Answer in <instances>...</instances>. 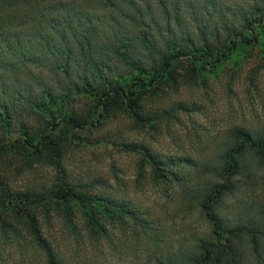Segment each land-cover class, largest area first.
Masks as SVG:
<instances>
[{
    "label": "trees",
    "instance_id": "obj_1",
    "mask_svg": "<svg viewBox=\"0 0 264 264\" xmlns=\"http://www.w3.org/2000/svg\"><path fill=\"white\" fill-rule=\"evenodd\" d=\"M226 1L0 0V150L22 149L23 165L42 160L64 177L63 139L96 124L100 108L124 110L138 122L152 120L138 114L139 92L181 61L188 62L190 71L213 68L255 44V29L263 36L264 0L246 6ZM188 9L190 18L184 20ZM200 11L216 17L204 22ZM84 99L87 108L79 110L76 103ZM146 153L145 163L156 177L179 164L195 168L194 179L187 174L174 179L178 193L173 204L201 227L188 232L176 248L160 251L153 234L156 223L145 219L148 210L127 199L74 194L77 188L102 185L98 180L64 184L59 194L58 185L52 198L78 200L94 227L87 235L89 245L108 240L106 229L87 209L98 205L105 214L132 219L130 233L142 235L139 243L146 252L140 264H264V198L249 203L240 198L229 217L221 212L225 199L251 196L256 186L264 192L256 176L264 163V130L231 126L210 163ZM16 196L20 200L22 195ZM46 256L47 264H97L77 256L65 262L51 250Z\"/></svg>",
    "mask_w": 264,
    "mask_h": 264
},
{
    "label": "rangeland",
    "instance_id": "obj_2",
    "mask_svg": "<svg viewBox=\"0 0 264 264\" xmlns=\"http://www.w3.org/2000/svg\"><path fill=\"white\" fill-rule=\"evenodd\" d=\"M226 3L246 6L250 0ZM189 12L183 11L184 20L190 18ZM212 14L211 18L216 17ZM199 16L204 22L211 19L202 11ZM260 29L263 36L253 31L255 44L215 67L190 71L188 62L181 61V66L156 85L139 92L138 114L152 120L138 122L124 110L109 108L106 112L105 107L100 108L102 117L96 124L63 139L64 177L42 160L30 167L23 165L26 152L22 149L0 150V264H47V250L65 262L76 261L77 256L97 264L144 263L146 252L139 243L142 235L138 233L137 239L130 233L132 219L105 214L98 205H89L92 220L98 221L108 236L106 241L89 245L87 235L95 229L88 225L78 200L52 198L58 185L59 194L64 184L82 186L92 180L102 185L77 188L74 194L127 199L132 206L148 210L145 219L156 223L153 234L160 251L184 243L188 232L198 230L201 224L174 209L178 193L174 179L183 174L194 179L195 168L179 164L157 173L164 177H156L145 163L146 151L210 163L224 131L231 126L264 130V23ZM33 72L44 75L36 69ZM87 104L81 100L76 108L86 110ZM256 176L264 188V163ZM261 188L256 186L253 195L245 198L239 194L225 199L222 214L229 217L240 198L245 203L264 198ZM16 193H21L20 200Z\"/></svg>",
    "mask_w": 264,
    "mask_h": 264
}]
</instances>
